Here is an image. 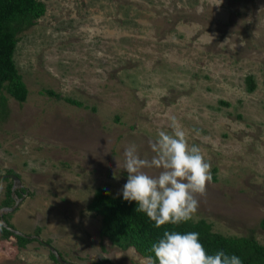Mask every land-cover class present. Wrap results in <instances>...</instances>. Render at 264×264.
I'll list each match as a JSON object with an SVG mask.
<instances>
[{
    "label": "rangeland",
    "instance_id": "obj_1",
    "mask_svg": "<svg viewBox=\"0 0 264 264\" xmlns=\"http://www.w3.org/2000/svg\"><path fill=\"white\" fill-rule=\"evenodd\" d=\"M41 1L13 54L26 98L0 117V174L18 180L0 179L1 214L38 239L0 232V264H144L87 204L120 194L125 146L150 157L172 116L211 165L196 217L264 245V0ZM9 182L21 196L1 206Z\"/></svg>",
    "mask_w": 264,
    "mask_h": 264
},
{
    "label": "clouds",
    "instance_id": "obj_2",
    "mask_svg": "<svg viewBox=\"0 0 264 264\" xmlns=\"http://www.w3.org/2000/svg\"><path fill=\"white\" fill-rule=\"evenodd\" d=\"M167 128L170 131L162 129L148 141L150 157L142 158L135 143L126 145L122 153L127 181L120 194L124 201L136 202L135 211L144 213L157 228L198 219L197 197L205 194L212 180L210 163L199 146H189L180 121L170 117ZM151 252L144 264H242L239 257L222 250L208 254L198 232L165 231Z\"/></svg>",
    "mask_w": 264,
    "mask_h": 264
},
{
    "label": "trees",
    "instance_id": "obj_3",
    "mask_svg": "<svg viewBox=\"0 0 264 264\" xmlns=\"http://www.w3.org/2000/svg\"><path fill=\"white\" fill-rule=\"evenodd\" d=\"M45 10L41 0H0V117L7 114V96L17 102L25 100L27 88L16 68L13 54L19 34L38 19ZM249 90L253 81L246 78ZM48 93H51L48 91ZM67 101L73 103L69 98ZM9 172V171H7ZM12 193L21 196L16 190H11V182L6 186L5 198L1 206L12 202ZM136 202L124 201L122 194L113 195L105 187H95L87 209L99 216V235L107 238L121 249L132 248L142 257L152 256L151 246L163 237L165 231H175L181 234L198 232L199 240L210 255L224 251L227 255L240 258L242 264H264V245L259 244L252 235L224 236L212 232L210 225L203 219L188 221L179 225L165 224L159 228L147 218L144 213L136 212ZM0 219L8 228L12 226L3 214ZM0 224L3 237L13 236L19 243L29 241L27 235L13 233ZM53 256V254H51ZM54 258V257H53ZM154 258V257H153ZM96 264V263H93Z\"/></svg>",
    "mask_w": 264,
    "mask_h": 264
},
{
    "label": "water",
    "instance_id": "obj_4",
    "mask_svg": "<svg viewBox=\"0 0 264 264\" xmlns=\"http://www.w3.org/2000/svg\"><path fill=\"white\" fill-rule=\"evenodd\" d=\"M5 177H9V178L11 179V181H12L13 184H17V183H18V180H17V178H16L14 175H11V174H0V179H1V178H5ZM11 190H13L12 187H11ZM16 205H17V200H15V201L13 202L12 206H10V207H8V208H6V209H9V210L14 209ZM2 210H3V208H0V215H1ZM0 224H1L3 227L8 228V227L6 226V224H5L1 219H0ZM8 229L11 230V231H12L13 233H15V234H19V235H23V236H25L23 233L18 232V231H16L15 229H11V228H8ZM26 237H29V238L31 237V238L38 239V237H37L36 235H27ZM48 248H49L50 252L53 254V256H54L58 261H61V260L59 259V256L57 255V252H56L51 246H48Z\"/></svg>",
    "mask_w": 264,
    "mask_h": 264
}]
</instances>
